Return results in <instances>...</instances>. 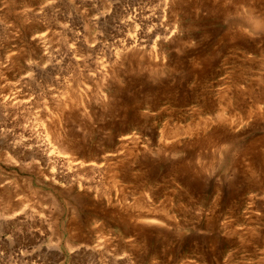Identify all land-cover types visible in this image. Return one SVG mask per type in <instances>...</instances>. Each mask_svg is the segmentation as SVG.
<instances>
[{
    "label": "rangeland",
    "instance_id": "obj_1",
    "mask_svg": "<svg viewBox=\"0 0 264 264\" xmlns=\"http://www.w3.org/2000/svg\"><path fill=\"white\" fill-rule=\"evenodd\" d=\"M0 264H264V0H0Z\"/></svg>",
    "mask_w": 264,
    "mask_h": 264
},
{
    "label": "bare ground",
    "instance_id": "obj_2",
    "mask_svg": "<svg viewBox=\"0 0 264 264\" xmlns=\"http://www.w3.org/2000/svg\"><path fill=\"white\" fill-rule=\"evenodd\" d=\"M138 41L136 40V39H134L132 36H128L127 37V39H126V41H125V43L126 44H124L123 46H126L128 49L129 48H134V47H139L140 48V46L139 45H142V43H145L144 41H141V44H140V42H138L139 44L138 45H135L136 43H137ZM137 47V48H138ZM141 47H143V48H145V46H144V44H143V46H141ZM120 48V47H119ZM124 48V47H123ZM143 48H141V49H143ZM118 49V48H117ZM125 50H127V49H125ZM123 51H124V49H123ZM121 52H122V50L121 49H118L115 53V55H116V58L118 59L119 57H120V55H122L121 54ZM123 53V52H122ZM119 56V57H118ZM14 101L13 100H10V101H8L7 103H8V105H14L15 103H13ZM62 104V103H61ZM12 106H10V108H11ZM50 145H51V142H50ZM50 147V146H49ZM52 147H53V145H52ZM55 149V148H54ZM52 154H53V152H52ZM60 157V156H59Z\"/></svg>",
    "mask_w": 264,
    "mask_h": 264
}]
</instances>
